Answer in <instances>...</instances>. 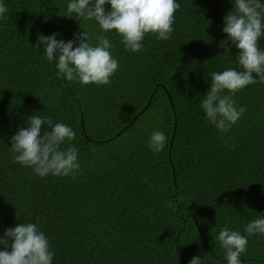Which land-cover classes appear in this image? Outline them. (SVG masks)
<instances>
[{"label":"trees","instance_id":"obj_1","mask_svg":"<svg viewBox=\"0 0 264 264\" xmlns=\"http://www.w3.org/2000/svg\"><path fill=\"white\" fill-rule=\"evenodd\" d=\"M5 3L0 234L39 222L53 264H188L194 255L227 264L214 239L220 228L243 232L264 213V84L236 94L246 111L227 133L207 123L199 108L208 73L236 66L239 49L222 31L231 0H179L172 38L147 35L139 53L126 52L119 36L107 33L119 69L110 84L86 86L58 77L43 45H33L53 32L65 40L82 27L95 33V22L63 15L67 0ZM259 45L264 48V37ZM32 113L76 131L71 143L81 170L75 178H41L12 161L10 137L28 126ZM155 130L167 138L159 153L148 147ZM242 259L264 264V236L249 237Z\"/></svg>","mask_w":264,"mask_h":264},{"label":"clouds","instance_id":"obj_2","mask_svg":"<svg viewBox=\"0 0 264 264\" xmlns=\"http://www.w3.org/2000/svg\"><path fill=\"white\" fill-rule=\"evenodd\" d=\"M233 7L224 17L222 31L239 52L236 66L211 71L210 85L199 101L204 119L218 132L227 133L246 111L237 103L238 92L250 84H264V0H231ZM106 5L110 6L106 8ZM179 0H67L63 15L77 20L94 21L98 31L77 32L72 39H58L59 32L40 35L36 49L43 45V56L54 64L57 76L82 86L108 85L119 69L112 54L116 46L107 33L115 32L123 49L139 53L147 35L167 41L174 32L175 12ZM8 6L0 0V19L6 18ZM27 127H18L10 137L12 161L31 168L35 175L75 178L81 170L74 128L64 122H53L49 116L30 114ZM47 127L42 131V125ZM227 143V141H225ZM167 144L162 130L151 132L148 147L161 152ZM19 219V218H18ZM264 236V213L250 220L243 232L225 224L214 237L224 249L227 264H244L249 237ZM0 264H53L54 250L39 222H20L0 234ZM188 264H206L204 256L194 255Z\"/></svg>","mask_w":264,"mask_h":264}]
</instances>
